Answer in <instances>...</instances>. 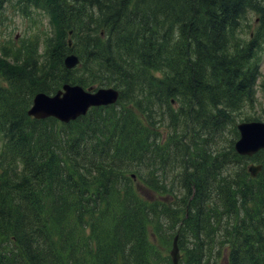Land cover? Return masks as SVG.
Segmentation results:
<instances>
[{
    "label": "trees",
    "instance_id": "trees-1",
    "mask_svg": "<svg viewBox=\"0 0 264 264\" xmlns=\"http://www.w3.org/2000/svg\"><path fill=\"white\" fill-rule=\"evenodd\" d=\"M16 4L53 33L43 53L0 46V264H173L177 234L179 264H264V150L234 149L261 119L264 0ZM64 84L120 95L69 123L28 115Z\"/></svg>",
    "mask_w": 264,
    "mask_h": 264
},
{
    "label": "water",
    "instance_id": "water-1",
    "mask_svg": "<svg viewBox=\"0 0 264 264\" xmlns=\"http://www.w3.org/2000/svg\"><path fill=\"white\" fill-rule=\"evenodd\" d=\"M69 45H71V39ZM64 63L66 68L72 69L80 63V58L76 53H70L65 57ZM118 98L119 91L114 87L86 89L78 84H64L53 95L38 92L28 110V115L36 119L54 117L63 123H69L86 115L92 107L115 104ZM237 129L239 137L234 143V148L239 155L254 156L264 149L263 121H241L237 124ZM262 167V164L252 163L248 165V171L251 176L256 177ZM178 239L179 235L177 234L170 251L173 264H179L181 257Z\"/></svg>",
    "mask_w": 264,
    "mask_h": 264
},
{
    "label": "rangeland",
    "instance_id": "rangeland-1",
    "mask_svg": "<svg viewBox=\"0 0 264 264\" xmlns=\"http://www.w3.org/2000/svg\"><path fill=\"white\" fill-rule=\"evenodd\" d=\"M17 0H5L3 2V10L0 13V21L3 19V23L0 22V46H4L10 51V48H13L14 45H20L23 41L37 38V43L39 39V52H44L43 40L46 35L52 34V26L49 20L47 13L43 12L41 9L34 7L29 8V15L21 14L19 6L16 4L13 6V2ZM254 28V27H253ZM248 33L245 32L244 36H247ZM1 50V48H0ZM10 61V59H8ZM261 72L262 77L259 78L257 87H256V105L253 109L248 108L249 113L252 116H257L261 118L260 120L264 121V90L261 88V81L264 76V51L261 54ZM0 84H6L7 82L0 77ZM94 87L101 88V86L94 85ZM54 94V93H50ZM32 105V104H31ZM31 106H29L30 108ZM28 108V109H29ZM2 145V139L0 137V147ZM251 162H256V160H248L247 165ZM259 163V162H256ZM246 165V166H247ZM171 179V178H170ZM170 179H167L169 183ZM172 181V179H171ZM214 262V261H213ZM219 264H225L224 259L221 258Z\"/></svg>",
    "mask_w": 264,
    "mask_h": 264
}]
</instances>
